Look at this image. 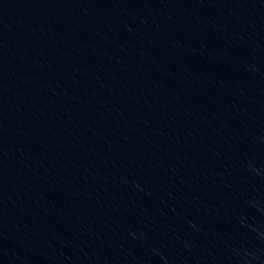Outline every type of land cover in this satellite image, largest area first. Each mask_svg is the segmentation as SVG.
I'll use <instances>...</instances> for the list:
<instances>
[{
	"label": "water",
	"instance_id": "1",
	"mask_svg": "<svg viewBox=\"0 0 264 264\" xmlns=\"http://www.w3.org/2000/svg\"><path fill=\"white\" fill-rule=\"evenodd\" d=\"M0 264H264V0H0Z\"/></svg>",
	"mask_w": 264,
	"mask_h": 264
}]
</instances>
